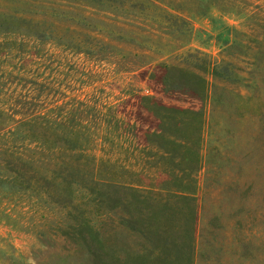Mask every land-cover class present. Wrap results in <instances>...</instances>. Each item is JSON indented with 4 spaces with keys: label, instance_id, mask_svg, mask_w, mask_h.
I'll use <instances>...</instances> for the list:
<instances>
[{
    "label": "rangeland",
    "instance_id": "obj_1",
    "mask_svg": "<svg viewBox=\"0 0 264 264\" xmlns=\"http://www.w3.org/2000/svg\"><path fill=\"white\" fill-rule=\"evenodd\" d=\"M0 115V264H264V0H0Z\"/></svg>",
    "mask_w": 264,
    "mask_h": 264
},
{
    "label": "trees",
    "instance_id": "obj_2",
    "mask_svg": "<svg viewBox=\"0 0 264 264\" xmlns=\"http://www.w3.org/2000/svg\"><path fill=\"white\" fill-rule=\"evenodd\" d=\"M146 1H148V0H146ZM179 72H181V71H179L178 69H176L174 67L168 68L167 73H166L167 77L165 78V84L168 87H170V88H184V89H188V90L197 92V89H195L194 86H192L189 83H187L184 80V77L179 74ZM0 117H1V115H0ZM36 131L37 130H34V132H36ZM10 153H12V152L6 151L4 153V156H6L7 159H9L10 164H12L13 166L19 167V169L22 172L21 173V175H22L24 173V171H27L25 169V167H24V161H23L24 157L20 156V153H18L17 151H15L13 155L12 154L10 155ZM28 167L31 169L30 166H28ZM55 172H56V170L54 169L52 171V173H55ZM112 186L114 187L113 191L116 193L115 196L112 197V200L115 201L114 204L116 205L118 200H119V195L118 194H119L120 185H112ZM127 188H128L127 190L130 193L137 192L133 187H127ZM158 191H160V190H158ZM166 191L171 193V194H176L175 196H179V194H182V193H184V194L190 193V192H185V191H177V190H174V189H170V190H166ZM181 199H182V197H181ZM183 199H187V197H185V198L183 197ZM132 222H133V226L131 228H134V229H136V230H138V231H140V232H142L143 234H146V235L151 233V228L149 227V225H144V226H140L139 227V225H141L142 223H139L138 220L132 219Z\"/></svg>",
    "mask_w": 264,
    "mask_h": 264
}]
</instances>
